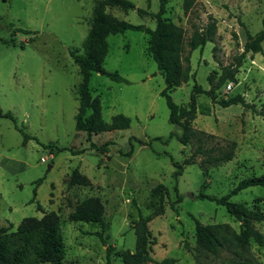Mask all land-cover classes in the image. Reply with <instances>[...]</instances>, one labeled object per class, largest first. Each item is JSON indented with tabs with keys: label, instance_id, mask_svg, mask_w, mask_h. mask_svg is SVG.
<instances>
[{
	"label": "rangeland",
	"instance_id": "374dc122",
	"mask_svg": "<svg viewBox=\"0 0 264 264\" xmlns=\"http://www.w3.org/2000/svg\"><path fill=\"white\" fill-rule=\"evenodd\" d=\"M128 1L148 14L140 17L135 10L118 7L103 10L116 20L154 29L159 0ZM98 2L0 0V112L14 118L13 122L0 117V226L12 224L15 231L22 219L42 217L39 205L59 216L64 264H122L121 254L135 251L132 222L139 214L149 216L162 197L163 214L148 223L155 261L264 264V249L253 241L240 256L199 252L195 230L198 222L239 231V223L223 206L203 196L220 198L239 181L264 176L263 118L240 105L222 108L199 94L193 128L203 135L186 146L170 138L182 130L168 120L160 95L165 84L149 54L147 34L128 30L107 37L103 68L117 73L122 82L94 72L88 79L92 97H99L103 121L122 114L130 119V127L92 134L90 141L75 130L82 78L69 52L83 53ZM163 17L180 29V66L190 69L188 82L170 96L177 105H187L193 86L208 90L209 77L215 81L243 53L247 34L263 29L264 0H167ZM16 29L30 33L12 34ZM210 29L211 41L191 50L192 37ZM261 46L262 53L245 54L233 81L216 91L218 100L239 95L257 111L264 108V40ZM91 143L108 144V152L97 153ZM198 147L201 154L186 164ZM58 148L67 150L57 152ZM222 154L229 160L207 162ZM172 162L182 166L177 178ZM75 168L91 187L68 186ZM159 185L163 188L158 191ZM88 198L102 203L103 229L69 220ZM229 201L264 215V187L247 188ZM253 226L264 236V221Z\"/></svg>",
	"mask_w": 264,
	"mask_h": 264
},
{
	"label": "trees",
	"instance_id": "16d2710c",
	"mask_svg": "<svg viewBox=\"0 0 264 264\" xmlns=\"http://www.w3.org/2000/svg\"><path fill=\"white\" fill-rule=\"evenodd\" d=\"M166 4L167 0H159V10L153 15L156 25L154 29H150L143 25H133L126 21L116 20L103 10V7H118L124 11L135 10L140 17L148 14L144 9L135 8L132 2L128 0H99L93 13L90 30L83 43V53L78 54L76 50L69 52L82 78V83L78 90L79 105L75 116V130L85 133L88 141H90L89 138L92 134L125 130L130 127V119L122 114L113 116L110 122H104L101 116L99 97H92L88 90V79L93 72L104 75L112 81L122 82L117 73L104 70L103 62L108 52L107 37L109 35L123 34L128 30L144 32L149 36L148 51L165 84L160 95L165 99L169 110L168 120L182 130L180 135L172 132L169 136L170 138L176 137L180 144L186 146L196 135H203V132H196L193 128L197 113L196 97L199 94L206 95L212 104H217L222 108L240 105L243 108L250 109L264 120V108L257 111L254 106L246 103L242 96L237 95L228 100H218L215 94L227 82L233 81L245 54L249 52L262 53L261 43L264 40V18L262 20L263 29L260 32L255 35L247 34L244 51L235 59V64L223 68L222 73L215 81L213 76H210V88L208 90H203L195 84L189 103L187 105H177L172 101L170 93L182 83L188 82L190 69L189 66L185 68L180 66V29L163 17ZM16 32L30 33L27 30L16 29L12 34ZM211 34L212 30L210 29L206 33L194 35L189 44L190 49L195 50L199 46H204L211 41ZM10 42H13V40ZM20 48H23V45H20ZM188 61L189 59L186 58V62ZM87 112L89 113L87 114ZM0 117L9 118L14 122V118L9 112L4 114L0 112ZM19 131L22 132L20 129ZM25 139H27V136H25ZM107 145L104 144L98 147L91 143L90 148L104 155L108 152ZM64 150L67 149L58 148L57 152ZM131 150L132 146L130 147V153ZM70 151L74 155L83 153V150ZM198 154H201L200 147L196 149L185 163L190 164L192 158ZM226 160H229V155L222 154L217 157H209L207 162H223ZM172 163L177 168L173 173V176L177 178L181 174L182 166ZM68 186L91 187L92 183L75 168L69 176ZM251 187H264V176L243 179L231 191L220 198L203 196L223 206L227 213L239 223V231L235 232L226 225L203 226L196 222V245L197 249L200 250L199 252H205L215 257L222 252L240 256L248 252L251 241L264 249V236L253 226L254 222L264 221V215L248 209L243 204L229 201L232 196ZM162 188L159 185L156 189L159 191ZM162 202L163 199L160 197L158 207L149 216L143 217L139 214L138 219L132 222V229L135 235V251L133 253H122V264H176V261L172 258L155 261L151 257L155 240L151 236L148 223L163 214ZM37 210L42 212V217L22 219L15 231H11L12 224L6 227L0 226V264H64L66 249L61 233L59 216L54 211L44 212L39 205ZM77 213L79 216H77ZM69 220L96 223L103 229V206L100 199L88 198L84 200L78 210L69 215ZM99 238L105 245V240L101 235ZM105 264H110V262L107 261Z\"/></svg>",
	"mask_w": 264,
	"mask_h": 264
},
{
	"label": "water",
	"instance_id": "95a60500",
	"mask_svg": "<svg viewBox=\"0 0 264 264\" xmlns=\"http://www.w3.org/2000/svg\"><path fill=\"white\" fill-rule=\"evenodd\" d=\"M191 197V195H189Z\"/></svg>",
	"mask_w": 264,
	"mask_h": 264
}]
</instances>
